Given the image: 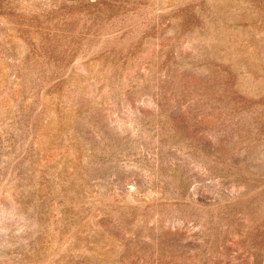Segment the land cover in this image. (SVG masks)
I'll use <instances>...</instances> for the list:
<instances>
[{"label":"rangeland","instance_id":"1","mask_svg":"<svg viewBox=\"0 0 264 264\" xmlns=\"http://www.w3.org/2000/svg\"><path fill=\"white\" fill-rule=\"evenodd\" d=\"M0 264H264V0H0Z\"/></svg>","mask_w":264,"mask_h":264}]
</instances>
